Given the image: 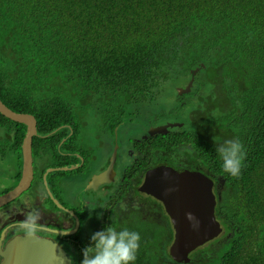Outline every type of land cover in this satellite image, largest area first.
Listing matches in <instances>:
<instances>
[{
  "label": "trees",
  "instance_id": "trees-1",
  "mask_svg": "<svg viewBox=\"0 0 264 264\" xmlns=\"http://www.w3.org/2000/svg\"><path fill=\"white\" fill-rule=\"evenodd\" d=\"M190 77L189 92L176 94ZM167 80L192 131L155 124L176 114L160 100ZM0 100L34 115L40 134L60 124L74 134L77 115L93 109L97 131L117 129L121 145L137 136L138 174L186 166L217 184L222 233L187 261L168 253L167 214L156 221L133 207L118 228L140 234L135 264H264V0H0ZM0 128L17 177L25 126L0 114ZM71 128L33 142L54 145ZM234 136L245 149L238 178L214 151Z\"/></svg>",
  "mask_w": 264,
  "mask_h": 264
},
{
  "label": "flooded vegetation",
  "instance_id": "flooded-vegetation-1",
  "mask_svg": "<svg viewBox=\"0 0 264 264\" xmlns=\"http://www.w3.org/2000/svg\"><path fill=\"white\" fill-rule=\"evenodd\" d=\"M148 126L149 124L146 128ZM66 128L71 127L68 124H60L46 134H40L36 120L35 137H46L58 129L65 132ZM11 131L13 132V129ZM33 137L32 178L29 186L0 205V264L4 259L2 252L6 245L16 236L27 234L56 242L70 263L78 264L77 260L81 259L78 248L88 244L89 235L110 224L118 228L132 216L133 207H148L147 213L151 212L156 221L159 220L160 212L165 213L161 201L138 190L147 169L140 174L136 170L140 163V157L137 156L140 153V148L136 147L137 136L127 137L121 145L122 138L116 129L112 137L105 132L96 131L94 135L83 139V142L81 140L82 147L76 145L79 136L76 132L73 134L72 128L65 136H60L54 145L49 140L33 142ZM115 144L117 148L112 163V179L109 182L95 180L93 176L109 165ZM140 146H143L145 151L153 149V146L149 145ZM0 147L2 151L7 148V156L3 161L6 163V175L13 181L0 192L1 194L16 184L20 167L19 174L15 177L12 151L14 148L10 149L9 143L6 142H0ZM19 154L21 165L20 149ZM92 155L99 156V163L92 161L88 165L86 161L90 160ZM157 166L161 165L151 164V167ZM2 176L4 177L3 174ZM216 185L214 183V191ZM149 201L151 203L148 204ZM32 210L40 212V228L27 233L21 223Z\"/></svg>",
  "mask_w": 264,
  "mask_h": 264
},
{
  "label": "water",
  "instance_id": "water-1",
  "mask_svg": "<svg viewBox=\"0 0 264 264\" xmlns=\"http://www.w3.org/2000/svg\"><path fill=\"white\" fill-rule=\"evenodd\" d=\"M191 83L192 77L184 88H177V92L189 91ZM0 114L25 126L20 144V175L13 187L0 194L1 205L29 186L32 178L31 140L37 132L36 119L31 113L14 111L0 100ZM116 148L117 144L109 165L93 176L95 180L109 182L112 179ZM212 184L207 175L196 169L160 166L144 173L138 190L161 201L173 229L168 253L176 261H187L193 249L220 233L221 228L214 215ZM2 255L1 264H71L56 242L33 234L13 238Z\"/></svg>",
  "mask_w": 264,
  "mask_h": 264
},
{
  "label": "clouds",
  "instance_id": "clouds-1",
  "mask_svg": "<svg viewBox=\"0 0 264 264\" xmlns=\"http://www.w3.org/2000/svg\"><path fill=\"white\" fill-rule=\"evenodd\" d=\"M186 83L175 85L176 94L182 95L185 92H189H177V88H184ZM190 88L191 86L189 87V90ZM137 113H145V110H143L141 107L137 110ZM153 119H155V117H153ZM149 126H152V124H149ZM214 151L219 156L220 168L222 172L226 173L229 177L238 178L240 175L242 162L245 157V149L240 139L234 136L230 139H223L222 141H218L215 144ZM196 170L200 171L199 169ZM212 182V191L215 195L216 204V197L219 198V194L217 191L218 188L216 185V190L214 191V181L212 180ZM216 220L219 222L221 228L220 233H222L221 223L217 218ZM21 227L27 233H32L38 230L40 228V212L38 210L30 211L23 218ZM140 239V234L137 231L129 230L127 227L117 228L112 226L111 224L109 226L102 227L101 229L92 232L89 235L88 244L80 249L81 259L79 261V264H135L137 258V250L140 247Z\"/></svg>",
  "mask_w": 264,
  "mask_h": 264
},
{
  "label": "rangeland",
  "instance_id": "rangeland-1",
  "mask_svg": "<svg viewBox=\"0 0 264 264\" xmlns=\"http://www.w3.org/2000/svg\"><path fill=\"white\" fill-rule=\"evenodd\" d=\"M160 100L164 108L172 107L174 115H169L168 117H164L161 119L162 121L158 120L155 124L162 125L161 132H167L174 130V127L179 126L182 127V130L185 131H192L191 126L188 123H191L189 118L186 116V107H182L181 102L177 103L178 99L175 97L173 93V81L167 80L164 81L162 84V91L160 92ZM95 112L93 109L91 111L82 110V114L78 116L79 125L76 127L75 132L76 135L79 136L76 145H81V140L94 135V133L99 130V126L96 124V115L93 113ZM167 123V125H165ZM174 126V127H173ZM178 127V128H179ZM6 131L4 129H0V142L5 143ZM82 147V145H81ZM7 148L3 151L0 147V192L3 191L8 185L12 184L13 181L9 180L6 175V163L3 161V158L7 156L6 154ZM90 160L86 161L88 165L91 164L92 161H96L99 163V156L92 155L90 156ZM96 159V160H95ZM2 160V161H1ZM11 165V161L9 162ZM4 175V177L2 176ZM6 175V176H5ZM135 224V223H133ZM80 250V248H78Z\"/></svg>",
  "mask_w": 264,
  "mask_h": 264
}]
</instances>
